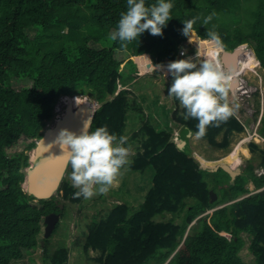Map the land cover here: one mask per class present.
<instances>
[{"label": "trees", "instance_id": "trees-1", "mask_svg": "<svg viewBox=\"0 0 264 264\" xmlns=\"http://www.w3.org/2000/svg\"><path fill=\"white\" fill-rule=\"evenodd\" d=\"M145 2L151 6L158 0ZM170 2L172 19L163 35L145 31L125 49L110 33L127 11V0H0V264H21L38 248L43 264L69 262L66 242L52 246L61 220L51 236H45V217L51 212L66 217L67 205L60 206L57 194L36 199L23 186L29 152L43 137L64 94H85L101 103L91 131L107 126L110 133L126 136L129 120L138 121L140 127L127 137V144L136 139L138 150L126 167L152 172L151 188L138 208L121 195L124 201L88 223L83 247L98 252L93 258L98 264H252L241 254L243 232L251 235L253 264H264V189L231 202L251 191L247 177L256 189L264 187V148L252 144L260 160L257 164L256 155L248 159L246 173L233 183L223 168L209 171L177 148L168 112L164 118L169 126H156L145 118L136 97H130V89H120L134 80L123 71L127 60L135 63L133 55L149 53L162 65L179 60L188 38L184 21L193 19L197 37L210 39L207 32L214 31L227 50L247 43L264 68V0ZM174 118L198 131L196 119L185 120L179 110ZM243 128L233 115L219 127L209 126L204 137L225 148L232 132ZM259 130L264 135V117ZM221 132L224 138L219 141ZM256 166L261 172H255ZM211 189L221 192V207L204 214L216 204L210 201ZM78 190L64 179L58 194L63 191V198L81 202L82 196H74ZM168 212L173 215L169 219H156Z\"/></svg>", "mask_w": 264, "mask_h": 264}, {"label": "clouds", "instance_id": "clouds-1", "mask_svg": "<svg viewBox=\"0 0 264 264\" xmlns=\"http://www.w3.org/2000/svg\"><path fill=\"white\" fill-rule=\"evenodd\" d=\"M127 6V11L121 14L117 30L110 33V38L113 41L119 40L121 43V47L125 49L127 48L129 43L136 40L137 37H140L141 34L145 31H149L150 34L153 36H162L163 29L167 27L168 21L172 19L171 10L174 7L173 3H171L170 0H168V2H166V0H158V3L153 4L151 6H146L145 0H127ZM214 15L215 13L208 16L204 20V24H207ZM195 22V19L184 21L185 27L183 28V34L190 38V43L193 42V35L197 37V35L194 34L193 29ZM207 36L210 39H201L197 37L198 39L203 41L202 45H205L206 47L205 50L203 49L201 53L204 56L205 60L199 61L198 59L200 56L199 47L196 53V62H194L193 59L189 57L188 59H180L170 62L167 65L168 71L174 78L172 86L169 90V97H175L176 99H178L181 105L186 109V113L184 114L185 120L193 118L198 121V131L195 133L197 137H204L209 126L219 127L222 123L227 122V120L233 115H235L236 118L243 124V131L245 132L246 124L239 118L240 116L236 113V110L239 105H231L228 99L229 85L231 84V82H229L230 76L232 79V75L234 73L239 72V74H241L243 72V64L240 65L238 71H235L233 73V71L229 69V65L225 61V53L228 51L236 53L238 52L236 59L238 55L240 56V58L237 62L235 59L238 68L239 62L242 59L247 60L246 56L247 53L251 50V48L241 47L242 49L240 50V48L237 46L233 50H227L223 47L222 43L220 42V36L218 35V33L214 31H208ZM209 45L214 46V48H218L217 55L220 51H223L224 62L220 57L218 59L217 55L215 57V61L207 59V56L211 54L210 51L207 49ZM181 55H185V52L182 51ZM136 56L137 55L132 56L134 61V58ZM148 59L151 65L155 63L153 62L152 58L149 57ZM225 63L229 70L226 69ZM135 64L139 68V71L136 74L145 75L146 73H148L149 69L146 66L141 65L140 61L139 65L137 64V60ZM257 66H262L260 60L259 65ZM154 67L162 68L163 65ZM237 80L238 79L232 80V82L235 81L234 85H236ZM121 88L122 86L120 85V89ZM244 88H246V84L245 86L241 87V89ZM70 95L75 94H64L60 97V99H62V97L64 96ZM76 95L80 96L81 98L87 96L90 97L92 100H95V102H99L98 100L92 98L89 95ZM243 97L244 96L242 95V99ZM61 105L62 104H58L57 102L55 107V116L52 119V124L58 119L56 116L59 117L60 115L56 114V111L62 109ZM98 108H96V110ZM263 117L264 116H262L261 118V122ZM174 119L175 123L173 126L175 128H178V130L176 134H173L171 140L174 141L176 144L177 133H179L180 130L188 124L180 125V123L177 122L176 118ZM187 131L189 135H191V130L189 129ZM127 140L128 138L126 136L118 137L117 135L110 133L107 126L98 127L94 131H89V126L85 124L84 129L79 134L69 129H62L59 132L56 143H58L64 150L68 164H70L71 166L69 169L71 170L70 179L72 181L73 186L79 189L77 192L74 193V196L76 198L82 196L84 199H91L95 195H106L110 191V189L117 183L119 177L122 175V169H124V167L130 162L129 158L132 154V146L130 144H127ZM246 140H249L248 137L243 136L242 141ZM126 144L127 146H125ZM35 148L30 151V164L32 159L31 153L32 151H35ZM195 151L196 150L193 147V156L190 157H193L203 167L208 166L209 164L202 161V159H198L196 157L197 153H195ZM236 152L237 151H235V153ZM231 166L234 169H239V167H235L233 165ZM262 189L260 188L259 191ZM250 194L251 193H243V195H240L242 197L238 198L237 200H240ZM237 200L233 199L232 201L234 202ZM214 210L215 209L212 208V210L210 209L204 214L212 213ZM195 222L196 220H194L191 224ZM222 234L226 235L228 238H231L232 236L231 233L227 231H223Z\"/></svg>", "mask_w": 264, "mask_h": 264}, {"label": "rangeland", "instance_id": "rangeland-1", "mask_svg": "<svg viewBox=\"0 0 264 264\" xmlns=\"http://www.w3.org/2000/svg\"><path fill=\"white\" fill-rule=\"evenodd\" d=\"M192 39L193 42L191 43L189 37L186 39L185 42L182 43L181 51L179 54L180 55L179 60L188 59L189 57H191L193 61L196 62L197 60L196 53L199 47H200V56L198 59L199 61L205 60L204 56L201 54L202 50L206 48L205 45L204 46L202 45L203 41L198 39L195 35L192 36ZM238 47L240 48V50L242 49L241 47L243 48L250 47L252 49V47L247 43L241 46L239 45ZM182 51L185 52V55H181ZM217 56L218 59L220 57L224 62L223 51H220ZM239 58L240 56L238 55L236 62L238 61ZM139 61L140 60H138L137 62L139 63ZM154 61L155 60L153 59V62ZM169 63L170 62L164 64L162 68L154 67V66L162 65V64L154 63L152 65L154 68H151V70H149L148 73L146 74L144 73L145 75H138L136 74L139 71L138 66L135 63H132L131 60H127L123 64V71L125 72L126 76L130 75L132 78L134 76V80L131 81L130 84H128L127 86L126 85L122 86V88L127 87L128 89H130L131 91V93L129 94L130 97L133 96L136 97L138 102L143 106L145 118L146 119L150 118L154 124L157 123L155 124L156 126H159L161 128L162 127L167 128L169 126L166 124V121L168 120H164V116H166V113L168 112L166 109H168L169 110L168 113L171 117L170 119L171 125L173 127L172 132L173 134H176L178 128H175L173 126L175 123L174 113L176 110L182 111L183 106L181 105L180 101L177 100L175 97H169V90L172 86L174 79L171 73L167 69V65ZM258 68L260 70V75L253 74L252 70H250L248 73L242 72L241 74H239V72H237V75H232V79H238V80L236 81V85L232 84L235 83V81H233L229 85L228 99L231 105L233 106L239 105V107L236 110V113L240 116L239 118L245 122L246 130L245 132H240V133L236 132L232 134L231 144L224 149H218L216 155L218 157H222L233 151L236 145L242 139L244 134L246 137H248L249 140L252 139L253 141L257 142L261 149L264 148V137L261 135L259 131V127L261 126V118L262 116H264V68H262V66L261 67L258 66ZM226 69H227V65H226ZM231 70L233 71V73L235 71H238L237 63H235V67ZM243 82L246 84V88L241 89L242 87L241 83ZM238 83L241 85H239ZM144 95L146 96L145 97L146 99H143ZM242 95L244 96L243 99H242ZM74 96H78V95L75 94ZM237 97L241 98V103L237 100ZM155 99L158 100V104L152 103V106H150L149 103L151 102V100H155ZM97 103L98 105L96 108H98L101 105V103L99 102ZM58 104H62L61 105L62 109L56 111V114H60L59 117L58 116L56 117L58 118L57 121H61L63 115L66 113L67 105L69 104L66 102L65 103L62 102L61 99H59ZM163 106L166 109H164ZM163 121H164V125L162 126L160 122ZM52 122L53 120L49 122L50 123L49 126L52 125ZM129 124L130 125L128 126L126 137L128 136L130 137L132 135V132L137 128H139L141 125L139 124L138 121L133 122L131 119L129 120ZM222 137L223 136L220 137L219 135L217 138L222 139ZM131 140L130 142L133 144H130L132 146V154L129 158V161L132 160L133 155H135L138 150V148L136 147L137 145L136 139L132 138ZM205 143L207 142L204 139L194 135L192 140V145L198 152H200V154L204 156V158L207 157L208 158L215 157L214 159L218 158L213 154L215 148L212 146H209L206 149L205 153L201 151L202 148H205L204 146ZM248 145L249 143L243 142L241 144V148L237 150V154L240 157L238 158L237 156V158L240 163L235 167H239V168L244 167L247 163V160L252 158L253 156L252 148L251 146L249 147ZM246 148L247 151H245ZM140 150L142 151L143 149L141 148ZM259 152H260L259 150L255 151L256 163L260 160ZM209 165L211 166L212 164ZM126 166L124 167V169H122V175L119 177L117 183L110 189V191L106 195L98 194L92 197L91 199L83 198L81 202H74L71 201L70 199L63 198L62 191L60 192V194H58V197L61 199V202L67 205L66 208L67 216L60 219L61 220L60 226L52 238V246L53 248H55L60 243L66 242V244L70 248V257L68 264H98V262L95 259H93L95 256L98 255V252L92 249L86 252L83 247V242L85 239V235L83 234V232L87 230V225L94 216L101 217L102 215H105V213L109 212L112 209V207L116 205V203H120L124 201L125 199L121 198L120 197L121 195H124L126 197V199L130 202L133 208H138L141 202H143V200L145 199L148 189L150 190L152 185L149 178L152 172L149 169L146 172H142V170L134 171L128 169ZM256 167L258 168V166ZM258 172H261V169H259ZM70 173L71 170H69L66 173L67 177L66 176L65 177L66 179L71 181ZM247 179L248 181L251 180L249 177ZM251 182L248 184V187H251L252 185ZM26 185L27 182L24 181L23 186L25 187ZM251 189L253 190V188ZM257 191L258 189L257 190L255 189L254 193ZM220 198H221V193L217 192V198L213 202L216 204L213 209H217L219 206H221L218 205V200ZM172 216H173L172 213L168 212L165 216L158 215L156 219L158 220L169 219ZM243 235L245 237L246 244L242 248L241 254L246 261L253 264L254 254L249 248V245L251 243V235L248 232H243ZM41 252H42L41 249L38 248V250H36L35 252H30L29 254H26L25 257L22 259L21 264H43V258L41 256Z\"/></svg>", "mask_w": 264, "mask_h": 264}, {"label": "water", "instance_id": "water-1", "mask_svg": "<svg viewBox=\"0 0 264 264\" xmlns=\"http://www.w3.org/2000/svg\"><path fill=\"white\" fill-rule=\"evenodd\" d=\"M236 52H226L225 60L235 62L234 58ZM150 57V54L137 55L136 59L139 60L140 57ZM236 59V57H235ZM87 98V96H84ZM96 109L88 107L84 104L79 106H74L69 108L66 115L61 121H55L51 126H49L42 138L39 139L38 144L35 148L37 152L36 163L33 169L32 166L34 162L29 167L26 168L27 174L25 182L30 181V188L28 192L33 194L36 199L48 198L50 199L55 194L58 193L66 173L70 169V164H68L67 157L64 153L62 147L56 143L59 132L62 129H69L76 133H81L84 129L85 124L89 126V131H91L93 119ZM191 130V135H189L187 130ZM196 132L189 125H185L179 133L176 135V145L178 149L189 156H193V147L190 145V138ZM209 171H216L219 168H223L227 171L235 181L236 177L241 174L239 169H234L230 164L226 162H220L215 165H208L204 167ZM217 198V193L215 190H210V201L214 202ZM63 207V204H60ZM61 213L51 212L45 217L46 227L45 236L50 237L53 233L57 223L60 221ZM45 240L42 241V244Z\"/></svg>", "mask_w": 264, "mask_h": 264}, {"label": "bare ground", "instance_id": "bare-ground-1", "mask_svg": "<svg viewBox=\"0 0 264 264\" xmlns=\"http://www.w3.org/2000/svg\"><path fill=\"white\" fill-rule=\"evenodd\" d=\"M207 49L210 51V55L207 56V59L208 60H214L215 61V57L217 55V52H218V48H214V46L212 45H209L207 47ZM205 50V48H204ZM247 52V50H246ZM238 53H235V54H231V55H235L234 58H231L233 60H235V57L237 56ZM247 60L246 59H242L240 62H239V65H238V69L240 67L241 64H243V72H249L250 70H252V73L255 74V75H260V70L258 68L257 65H259V60L258 58L255 56V52L253 49H251L248 53H247V56H246ZM140 60V63L141 65H144L146 66L149 70H151V68H153V66L151 65L149 59L147 57H142V58H139ZM226 63L231 67V68H234L235 67V63H232V61H228V60H225ZM257 66V67H256ZM220 67V66H219ZM221 68V67H220ZM249 69V70H248ZM256 70V71H255ZM247 72V73H248ZM233 75H237V73H234ZM235 77V76H234ZM232 80L233 79H230L229 82L232 83ZM255 80V79H254ZM234 84V83H233ZM263 91V90H262ZM62 102H66L68 103L69 105H67V110L69 108H72L74 106H79V105H86L88 107H91L93 109H95L98 105L97 102H95V100H92L90 97H87V98H81L80 96H74V95H70V96H64L62 97ZM92 100V101H91ZM66 110V112H67ZM66 115V113L63 115V118L64 116ZM62 118V119H63ZM190 145L192 147V143L190 142ZM238 145V144H237ZM236 145V146H237ZM239 148H241V144L238 145L236 148H234L233 151H231L230 153H228L227 155H224L218 159H207V158H204L202 157L200 154L197 153L196 157L198 159H202V161H204L205 163L207 164H212V165H215L217 163H220V162H226V163H229L231 165L234 164V166H237L239 164V161H238V158H237V152L235 153V151H237ZM32 163L34 162L33 166L31 169H33L35 167V161H36V157H37V152L36 151H32ZM227 156V157H226ZM231 157H233L232 159H230ZM30 181L27 182V185L25 186V189L28 190L30 188Z\"/></svg>", "mask_w": 264, "mask_h": 264}, {"label": "crops", "instance_id": "crops-1", "mask_svg": "<svg viewBox=\"0 0 264 264\" xmlns=\"http://www.w3.org/2000/svg\"><path fill=\"white\" fill-rule=\"evenodd\" d=\"M143 57H144V56H143ZM140 58H142V57H140ZM150 58H152L151 55H150ZM136 60H137V59H136V57H135V61H134V62H136ZM137 64L139 65L138 62H137ZM140 67H142V66H140ZM229 69H233V68H231V67L229 66ZM165 109H166V108H165ZM166 110H168V109H166ZM168 112H169V110H168ZM185 113H186L185 108L182 107V111L179 110V114L184 115ZM169 117H170V115H169ZM170 118H171V117H170ZM164 120H165V118H164ZM163 122H164V121H163ZM188 125H189V124H188ZM189 126H190V125H189ZM190 127H191V126H190ZM191 128H192V127H191ZM193 129H194V128H193ZM194 130H195V129H194ZM243 130H244V128H243L242 130H234V131L232 132V134H234V133H236V132H239V133H240V132H244ZM259 131H260V130H259ZM195 132H197V131L195 130ZM260 133H261V131H260ZM232 134H231V135H232ZM261 134H262V133H261ZM146 135H147V136H150L149 133L146 134ZM194 135H195V134H194ZM194 135L191 136L190 141L193 140ZM262 135H263V134H262ZM218 136H219V135H218ZM218 136H217V137H218ZM221 136H223L222 139H218V138H217L219 141H222L223 138H224V135H223L222 132H221V134H220V137H221ZM243 136H245V134H244ZM263 136H264V135H263ZM229 138H230V141H229L228 146L231 144V138H232V137L230 136ZM202 139H204V140L207 142V143H205V145H204L205 148H202V149H201V151H202L203 153H205L206 149H207L209 146H212V147L215 148V151H214V153H213L215 156L217 155L218 149H224V148H218V147L214 146L213 144H211V143L208 141V137H202ZM243 142H247V143H249L248 146H249V147L251 146V148H252V144H253V143H257V142H255V141H253L252 139H250V140H248V141H242V139H241V140L239 141L238 145L242 144ZM257 144H258V143H257ZM238 145H237V146H238ZM228 146H226V147H228ZM237 146H236V147H237ZM226 147H225V148H226ZM236 147H235V148H236ZM195 150H196V149H195ZM245 151H247V148H246ZM245 151H244V152H245ZM195 153L200 154V152H198L197 150L195 151ZM252 153H253V156H252V158H253V157L255 156V151H253V149H252ZM200 155L203 156L202 154H200ZM203 157H204V156H203ZM216 157H218V156H216ZM214 158H215V157H211V158H208V157H207V159H209V160L214 159ZM218 158H220V157H218ZM218 158H216V159H218ZM232 158H233V157H231L230 159H232ZM239 158H240V157H239ZM239 163H240V162H239ZM233 166H234V164H233ZM245 167H246V165H245L244 167H240V168H239V169L243 172V173H241V174H245V173H246V171H245ZM259 169H261V167H258V168L256 167V173L259 171ZM257 170H258V171H257ZM241 174H239V175H241ZM239 175H238V176H239ZM238 176H237V177H238ZM237 177H236V178H237ZM247 178H248V177H247ZM247 178H246V183H247V184H249L251 181L253 182V180H252L250 177H249V178H250L251 180H249V181H248ZM235 180H236V179H235ZM247 181H248V182H247ZM231 182L234 183V181H232V180H231ZM252 182H251V184H252L251 187H249L250 190H251L249 193H254V190L256 189V188L254 189V182H253V183H252ZM251 188H253V190H252ZM263 188H264V187H263ZM256 190H257V189H256ZM258 191H259V189H258ZM217 192H220V191H219V190H216V193H217ZM220 193H221V192H220ZM242 194H243V192L240 193L239 195H236L235 200H237L238 198H241L240 195H242Z\"/></svg>", "mask_w": 264, "mask_h": 264}, {"label": "flooded vegetation", "instance_id": "flooded-vegetation-1", "mask_svg": "<svg viewBox=\"0 0 264 264\" xmlns=\"http://www.w3.org/2000/svg\"><path fill=\"white\" fill-rule=\"evenodd\" d=\"M228 69V68H227ZM229 70V69H228ZM242 86H245V84L244 83H242ZM237 100L241 103V98H238L237 97ZM241 171V170H240ZM241 173H243L242 171H241ZM231 180H232V178H231ZM63 208V207H62ZM62 215V214H61Z\"/></svg>", "mask_w": 264, "mask_h": 264}]
</instances>
